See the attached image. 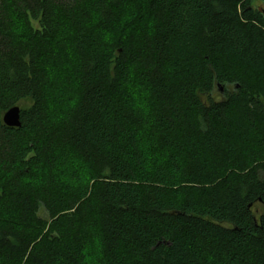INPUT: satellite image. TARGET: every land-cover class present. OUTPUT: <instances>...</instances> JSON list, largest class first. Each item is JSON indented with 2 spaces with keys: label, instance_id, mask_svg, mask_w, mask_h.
Listing matches in <instances>:
<instances>
[{
  "label": "trees",
  "instance_id": "1",
  "mask_svg": "<svg viewBox=\"0 0 264 264\" xmlns=\"http://www.w3.org/2000/svg\"><path fill=\"white\" fill-rule=\"evenodd\" d=\"M0 264H264V0H0Z\"/></svg>",
  "mask_w": 264,
  "mask_h": 264
},
{
  "label": "water",
  "instance_id": "2",
  "mask_svg": "<svg viewBox=\"0 0 264 264\" xmlns=\"http://www.w3.org/2000/svg\"><path fill=\"white\" fill-rule=\"evenodd\" d=\"M222 88H220V91ZM2 122L8 127H18L20 126V107L14 105L8 108L2 114Z\"/></svg>",
  "mask_w": 264,
  "mask_h": 264
},
{
  "label": "rangeland",
  "instance_id": "3",
  "mask_svg": "<svg viewBox=\"0 0 264 264\" xmlns=\"http://www.w3.org/2000/svg\"><path fill=\"white\" fill-rule=\"evenodd\" d=\"M22 105H23V104H20V106H22ZM258 210H259V212H262V211H263V207L259 206V207H258ZM39 215L42 216V217H45V216H46V214H45V212L43 211L42 208H41L40 211H39Z\"/></svg>",
  "mask_w": 264,
  "mask_h": 264
}]
</instances>
